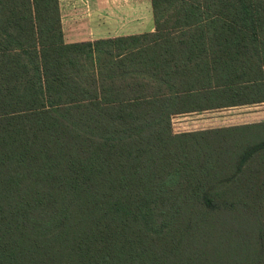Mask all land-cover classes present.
Returning <instances> with one entry per match:
<instances>
[{"label": "trees", "instance_id": "trees-1", "mask_svg": "<svg viewBox=\"0 0 264 264\" xmlns=\"http://www.w3.org/2000/svg\"><path fill=\"white\" fill-rule=\"evenodd\" d=\"M151 2L66 43L59 0H0V264H264V123L172 122L264 86V0Z\"/></svg>", "mask_w": 264, "mask_h": 264}, {"label": "crops", "instance_id": "crops-1", "mask_svg": "<svg viewBox=\"0 0 264 264\" xmlns=\"http://www.w3.org/2000/svg\"><path fill=\"white\" fill-rule=\"evenodd\" d=\"M144 3H148V15H151V27L146 31L142 26ZM59 5L66 43L94 42L155 31L151 0H59ZM233 60L234 66L244 62L238 54L237 57L234 54ZM247 84L253 83L234 84L232 93L228 95L216 87L203 91L205 93L201 91L198 93L201 99L199 103L206 109L174 115L173 119L195 114L212 118L226 115L230 116L227 127L264 123L263 83L258 84V92L241 89ZM212 129L218 128L206 127L201 131Z\"/></svg>", "mask_w": 264, "mask_h": 264}, {"label": "rangeland", "instance_id": "rangeland-1", "mask_svg": "<svg viewBox=\"0 0 264 264\" xmlns=\"http://www.w3.org/2000/svg\"><path fill=\"white\" fill-rule=\"evenodd\" d=\"M143 31L150 30L151 27V15H148V3L143 4ZM153 22V21H152ZM227 112V111H224ZM230 116H218V118H212L210 116H201L198 114L191 116H184L173 119V131L175 134L193 132V131H201L206 127H214V128H226L229 126Z\"/></svg>", "mask_w": 264, "mask_h": 264}]
</instances>
